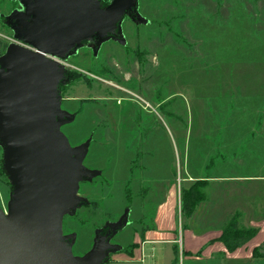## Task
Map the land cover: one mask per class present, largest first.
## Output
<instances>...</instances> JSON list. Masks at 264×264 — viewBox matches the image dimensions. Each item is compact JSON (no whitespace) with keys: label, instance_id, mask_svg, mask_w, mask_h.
<instances>
[{"label":"rangeland","instance_id":"rangeland-1","mask_svg":"<svg viewBox=\"0 0 264 264\" xmlns=\"http://www.w3.org/2000/svg\"><path fill=\"white\" fill-rule=\"evenodd\" d=\"M94 1L105 8L111 0ZM31 6L27 0H0V87L13 52L29 49L14 23L28 21ZM50 56L46 59L62 75L56 131L66 150L78 153L73 168L87 174L74 181L78 202L64 214L60 238L68 243L70 258L82 260L99 236L118 227L106 239L111 249L104 264H109L117 252L132 251L113 244H126L132 229L151 225L157 202L143 200L152 189L145 177L159 179L154 197L163 196L160 182L173 174L177 187L185 165L182 134H195L196 126L200 132L210 129L211 110L222 119L224 133L236 134L237 120H229L234 109L226 108L231 91L235 95L244 86L264 94V0H132L115 35L82 43L61 59ZM194 143L192 137L188 148ZM4 151L0 142V210L6 215L14 187ZM241 173L264 176V166ZM257 179L251 183L260 186L246 185L244 199L262 211L264 181ZM246 218H238L240 226ZM181 232L180 222L177 240Z\"/></svg>","mask_w":264,"mask_h":264},{"label":"water","instance_id":"water-1","mask_svg":"<svg viewBox=\"0 0 264 264\" xmlns=\"http://www.w3.org/2000/svg\"><path fill=\"white\" fill-rule=\"evenodd\" d=\"M27 1L29 20L14 24L29 49L13 52L0 87L3 164L14 187L8 214L0 210V264H104L106 239L118 227L99 236L82 260H72L60 238L61 220L78 202L74 181L87 174L73 168L78 153H69L57 134L62 75L44 55L61 59L82 43L115 35L132 0H111L105 8L94 0Z\"/></svg>","mask_w":264,"mask_h":264},{"label":"crops","instance_id":"crops-1","mask_svg":"<svg viewBox=\"0 0 264 264\" xmlns=\"http://www.w3.org/2000/svg\"><path fill=\"white\" fill-rule=\"evenodd\" d=\"M228 101L230 104L226 108L234 109L229 120H237L236 134L224 133L222 119L212 110L210 129L200 132L196 126L195 134H182L185 165L177 177V187L171 183L174 180L173 174L160 182L165 185L163 196L154 197L153 187L158 186L159 179L145 177L149 181L148 187L152 189L143 200L155 199L157 202L151 225H140L132 229V233H129L132 239L128 243L113 244L119 249L131 246L132 251L117 252L109 264H178L177 242L181 246L182 264H264V208L262 212L261 208L248 206L244 199L245 186H256L257 183L251 181L257 178L264 181V176L241 173L252 166H264V157H258L264 156V124L261 123L264 113L259 110L264 107V94L261 95L255 89L246 91L242 86L236 89L235 95L231 91V99ZM225 112L228 114L229 110ZM192 137L195 140L194 149H189ZM253 156L259 160L251 158ZM197 181L204 182V200L196 207L191 218H183L181 190L188 189ZM255 193L259 194L260 190ZM257 200L260 201L259 198ZM236 212L240 213V219L247 216L242 226L255 228L257 233L245 245L229 252L219 238L222 227ZM180 222L181 240H177L176 232L178 228L180 233ZM119 233L121 231L115 235ZM256 248L257 258L253 256Z\"/></svg>","mask_w":264,"mask_h":264},{"label":"trees","instance_id":"trees-1","mask_svg":"<svg viewBox=\"0 0 264 264\" xmlns=\"http://www.w3.org/2000/svg\"><path fill=\"white\" fill-rule=\"evenodd\" d=\"M203 187L204 182H195L188 189L181 190V213L185 218H191L196 207L204 200ZM238 218L239 215H234L226 222L222 227L219 238V241L229 252L245 245L257 233V229L255 228L240 226ZM253 256L255 258L259 257L257 248L254 250Z\"/></svg>","mask_w":264,"mask_h":264},{"label":"built area","instance_id":"built-area-1","mask_svg":"<svg viewBox=\"0 0 264 264\" xmlns=\"http://www.w3.org/2000/svg\"><path fill=\"white\" fill-rule=\"evenodd\" d=\"M44 57H45V58L53 59V58L50 56V54H45Z\"/></svg>","mask_w":264,"mask_h":264}]
</instances>
